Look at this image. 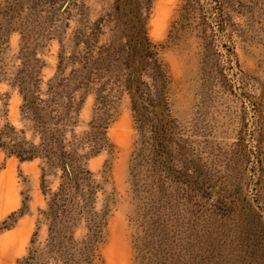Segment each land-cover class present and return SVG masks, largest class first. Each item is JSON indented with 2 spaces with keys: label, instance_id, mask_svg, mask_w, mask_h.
Masks as SVG:
<instances>
[{
  "label": "rangeland",
  "instance_id": "rangeland-1",
  "mask_svg": "<svg viewBox=\"0 0 264 264\" xmlns=\"http://www.w3.org/2000/svg\"><path fill=\"white\" fill-rule=\"evenodd\" d=\"M23 89L92 173L76 259L264 264V0H0V130L39 143ZM62 176L0 148V264L44 251Z\"/></svg>",
  "mask_w": 264,
  "mask_h": 264
},
{
  "label": "trees",
  "instance_id": "trees-1",
  "mask_svg": "<svg viewBox=\"0 0 264 264\" xmlns=\"http://www.w3.org/2000/svg\"><path fill=\"white\" fill-rule=\"evenodd\" d=\"M69 4L70 2L67 7L70 6ZM22 95L23 116L25 119L33 118L36 124V136L40 141L35 143L27 141L25 137L14 138L13 135H25V129L17 130L7 124L0 130V148L10 156L15 155L21 161L42 159L50 168L58 165L63 171L60 186L55 191L52 189L45 191L48 203L44 214L50 221L47 245L41 254L37 253L39 251L30 253L22 264H48V261L41 258L44 255L48 260H53L54 264H92L89 251L93 245L87 244L82 249L83 257L76 259L71 248L73 238L70 236V230L82 219L88 222L93 240L100 236L101 223L96 220L92 209L95 194V189L90 187L89 182V175L92 173L89 171L82 173L74 167V151L66 149L64 142L61 141L60 130L56 127V123H53L56 118H51L50 122L47 115H44L46 107L49 108V104L53 105L54 97L42 100L34 96V92L30 89L26 91L23 89Z\"/></svg>",
  "mask_w": 264,
  "mask_h": 264
}]
</instances>
